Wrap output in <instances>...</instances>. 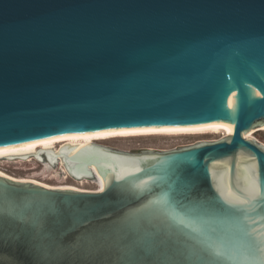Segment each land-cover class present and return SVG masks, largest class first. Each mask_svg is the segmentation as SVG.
<instances>
[{
    "label": "water",
    "instance_id": "water-1",
    "mask_svg": "<svg viewBox=\"0 0 264 264\" xmlns=\"http://www.w3.org/2000/svg\"><path fill=\"white\" fill-rule=\"evenodd\" d=\"M212 122L233 132L44 151L98 192L0 172V264H264V0H0V147Z\"/></svg>",
    "mask_w": 264,
    "mask_h": 264
},
{
    "label": "rangeland",
    "instance_id": "rangeland-1",
    "mask_svg": "<svg viewBox=\"0 0 264 264\" xmlns=\"http://www.w3.org/2000/svg\"><path fill=\"white\" fill-rule=\"evenodd\" d=\"M261 126L262 125H257L252 129L254 131L252 138L264 148V129H260ZM227 136L228 135H225L224 132L178 134L158 133L129 136L116 135L96 140V143L112 150L126 152L139 150L145 152L155 150H174L178 147H185L198 142L216 141ZM26 158L18 157L10 160L5 158L0 159V170L16 178L32 177L52 187L71 184L91 191L98 189L96 177H85L83 180H79L73 176H69L64 179V175L66 174L67 176V171L66 169L63 170L61 168V164H57L56 167H53V170L49 173L50 175H47L48 173H45L44 168V164L47 161L46 157H44L45 159L41 161L34 158V156ZM82 181H84V183H80Z\"/></svg>",
    "mask_w": 264,
    "mask_h": 264
},
{
    "label": "bare ground",
    "instance_id": "bare-ground-1",
    "mask_svg": "<svg viewBox=\"0 0 264 264\" xmlns=\"http://www.w3.org/2000/svg\"><path fill=\"white\" fill-rule=\"evenodd\" d=\"M252 129L244 132L245 138L253 140L252 135L254 131ZM260 129H264V125H262ZM223 132L225 135L231 134L233 132V126L225 124V123H221V122H212V123L198 124V125L146 126V127H132V128H117V129L112 128V129H106V130L97 131V132L70 133V134H63V135H58L54 137H49V138H45L41 140L26 142L22 144L0 147V159L5 158V159L10 160V159L18 158V157L26 158V157L34 156V158L41 161L45 159L44 157H46L47 161L45 160L46 162L44 164L45 173L46 174L48 173L47 175H50L49 173H51L50 171L53 170L54 166L49 161L44 151H51L55 154H60V150L66 146L76 147V148H85L90 145H99L96 143V140L104 139V138H108V137H112L116 135L129 136V135H146V134L149 135V134H158V133L178 134V133H223ZM57 164H61V168L63 170L66 169L67 171V176L65 174L63 177L64 179H66L69 176H73L74 178H76L67 169L62 156H58ZM91 171L93 172L92 173L93 177H96V182L98 184L97 190H94V191L86 190V189H82V188H79L78 186L71 185V184L60 185V186H55V187L57 188V187L67 186V187L76 188L82 191L98 192L102 189L103 183H102L101 177L96 172V170L94 168H91ZM0 172L10 176L9 174H7L6 172L2 170H0ZM12 178L18 179V180L36 181L48 187L55 188L46 183L40 182L32 177H28V178L12 177ZM84 178L85 177L82 176L81 179L79 180H83ZM80 183H84V181Z\"/></svg>",
    "mask_w": 264,
    "mask_h": 264
}]
</instances>
